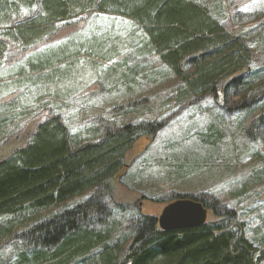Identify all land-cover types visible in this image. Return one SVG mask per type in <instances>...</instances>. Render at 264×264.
<instances>
[{"label": "trees", "instance_id": "1", "mask_svg": "<svg viewBox=\"0 0 264 264\" xmlns=\"http://www.w3.org/2000/svg\"><path fill=\"white\" fill-rule=\"evenodd\" d=\"M36 6L41 7L40 13L29 20L26 14L32 15ZM88 13L121 18L134 28L131 34L126 32L124 42L118 35L106 41L96 35L83 38L79 49L59 63L82 54L92 65L96 60L117 62L114 68L127 70L117 83L132 91V86L154 84L166 75L155 69L147 75L140 64L131 66L129 60L156 58L179 81L175 90L179 106L210 96L226 102L232 91L242 93L243 102L234 112L244 116L243 121L261 112L251 118L247 136L256 137L264 130V92L253 98L256 91L264 90V74L250 71L251 37L225 30L219 1L0 0V34L16 44L32 46L55 30L56 24ZM22 17L28 20L16 26L15 20ZM122 51H132L133 56L124 57ZM46 67L53 66L30 70L44 72ZM245 71L250 76L241 75ZM162 128L157 122L105 131L97 127L82 137L72 135L55 115L33 132H25L20 144H10L9 154L0 155V217L13 219L12 228H0V239L11 236L13 224H22L20 219L27 214L51 212L85 192L93 194L73 208L32 218L34 224L16 235L25 249L7 264H71L75 258L87 264H263L264 237L249 239L247 225L235 210L200 196L181 199L203 204L209 214L204 225L163 231L157 218L140 216L126 248L111 241L113 227L108 225L105 199L113 197L112 181L127 167L134 145L143 137H155ZM221 138L211 125L203 141L216 145ZM99 225L102 228L96 229Z\"/></svg>", "mask_w": 264, "mask_h": 264}, {"label": "rangeland", "instance_id": "2", "mask_svg": "<svg viewBox=\"0 0 264 264\" xmlns=\"http://www.w3.org/2000/svg\"><path fill=\"white\" fill-rule=\"evenodd\" d=\"M210 1L220 2L227 32L251 37L254 60L250 71L264 74V0ZM40 8L36 6L32 15L26 14L29 20L40 13ZM27 20L16 19L15 25ZM133 28L124 19L88 13L56 24L55 30L32 46L16 44L0 34V134H6L0 137V155L9 154L10 144H20L25 132H33L55 115L62 118L72 135L82 137L97 127L105 131L126 124L161 123L163 128L155 137H143L134 145L127 155V167L112 181L113 197L105 199L110 211L108 225L113 227L111 241L126 248L140 216L158 219L169 204L183 196L220 201L245 221L249 239H262L264 130L256 137L247 136L251 118L261 112L243 121L244 116L233 110L243 102L242 93L232 91L226 102L222 97L217 100L210 96L179 106L175 99L179 81L156 58L129 60L131 66L140 64L147 75L152 74V69L166 75L154 84L132 86V91L117 83L127 71L114 68L117 62L96 60L92 65L88 56L82 54L59 63L79 49L83 38L96 35L106 41L118 35L124 42L126 32L131 34ZM124 52V57L133 56L132 51ZM40 65L53 67H46L44 72L30 70ZM245 73L250 76L247 71L241 75ZM263 92L256 91L253 98L261 97ZM211 125L222 135L216 145L203 141ZM92 194L93 191L85 192L51 212L23 216L22 224H13L11 236L0 239V264L17 260L25 247L16 235L32 226L36 218L73 208ZM12 219L0 217V228H12ZM71 264L87 263L75 258Z\"/></svg>", "mask_w": 264, "mask_h": 264}, {"label": "water", "instance_id": "3", "mask_svg": "<svg viewBox=\"0 0 264 264\" xmlns=\"http://www.w3.org/2000/svg\"><path fill=\"white\" fill-rule=\"evenodd\" d=\"M208 215L202 203L193 199H178L163 210L157 221L163 231H173L200 227L206 223Z\"/></svg>", "mask_w": 264, "mask_h": 264}]
</instances>
